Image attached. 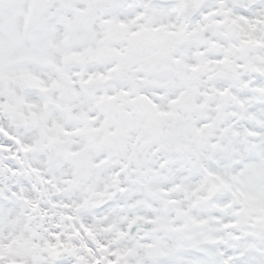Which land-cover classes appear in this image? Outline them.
Returning <instances> with one entry per match:
<instances>
[{"label": "snow or ice", "instance_id": "snow-or-ice-1", "mask_svg": "<svg viewBox=\"0 0 264 264\" xmlns=\"http://www.w3.org/2000/svg\"><path fill=\"white\" fill-rule=\"evenodd\" d=\"M0 264H264V0H0Z\"/></svg>", "mask_w": 264, "mask_h": 264}]
</instances>
